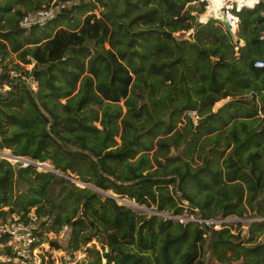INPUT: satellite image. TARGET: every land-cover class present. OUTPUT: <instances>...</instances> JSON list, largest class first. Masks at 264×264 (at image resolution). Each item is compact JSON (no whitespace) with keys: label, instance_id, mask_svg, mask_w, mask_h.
<instances>
[{"label":"trees","instance_id":"16d2710c","mask_svg":"<svg viewBox=\"0 0 264 264\" xmlns=\"http://www.w3.org/2000/svg\"><path fill=\"white\" fill-rule=\"evenodd\" d=\"M53 1L0 0V150L52 166L0 159L2 222L34 209L37 235L67 227L51 243L82 251L76 264H264V2L236 12L235 43L198 22V0H60L46 25H21ZM178 191L225 220L206 261L200 222L117 199L199 218ZM246 215L248 229L230 221Z\"/></svg>","mask_w":264,"mask_h":264},{"label":"built area","instance_id":"2783aa9c","mask_svg":"<svg viewBox=\"0 0 264 264\" xmlns=\"http://www.w3.org/2000/svg\"><path fill=\"white\" fill-rule=\"evenodd\" d=\"M199 2H206V8H210L208 17H214L220 19V17H226L235 30L238 29L239 17L236 12H239L243 8H254L260 2L264 0H198ZM59 7V6H58ZM218 8L213 10V8ZM58 12V8L54 7H44L38 9L37 11L25 15L21 20V25L24 27L31 26L33 24L46 25L49 20H51ZM262 38L264 39V27L262 29ZM255 66L258 68H264V59H258L255 62ZM8 89L6 85L2 84L0 78V91ZM14 158V163L23 162V166H28L29 164H35L29 159L12 156ZM39 163V162H38ZM42 166L43 163H40ZM44 166V165H43ZM154 214L159 215V212H154ZM17 216V217H16ZM166 218L174 219L185 223L188 221H198L199 218H195L192 215H167ZM252 220H264V218H254ZM219 221L220 223H216ZM225 220L216 219L208 220L206 219L207 225L215 224V228L219 229ZM39 217L33 211L23 217L22 215H13L9 218L7 222L0 223V247L3 248L0 252V262H20L22 264H42L43 259L40 256L39 246L40 239L38 238L35 231L39 228ZM63 255L60 260H56L55 264H76L84 256L81 253L69 254L62 251Z\"/></svg>","mask_w":264,"mask_h":264},{"label":"rangeland","instance_id":"374dc122","mask_svg":"<svg viewBox=\"0 0 264 264\" xmlns=\"http://www.w3.org/2000/svg\"><path fill=\"white\" fill-rule=\"evenodd\" d=\"M60 0H54L51 4V6L50 7H54V8H58V11L60 10V7H58V4H60ZM194 5H196V7L199 9L200 8V6H201V4L197 1V2H194L193 3ZM17 7H20V8H23L24 9V4L23 3H19L18 5H17ZM43 8H44V6H43ZM99 10H97V12H98ZM206 12H207V8H206V6H205V10H204V12H202V13H200V15L201 16H203V18L204 19H202L201 17L200 18H198V14L199 13H197V11L196 12H194L195 14H197V19H198V22H203V23H206L210 18H214V17H209V18H207L208 17V15L206 14ZM209 13V12H208ZM190 32H193V30H191ZM177 35V37H178V39H182V38H188L189 37V32H187V33H185L184 34V32L182 31V32H179V33H177L176 34ZM14 63H19V61H18V59L17 58H15V61H14ZM10 66H12V65H10ZM32 67V65H27L26 66V68H28V69H30ZM34 88L36 89L37 88V86L35 85L34 86ZM225 101L223 100V101H220V102H218L217 104H216V106L214 107V109H217L218 107H221L222 105H223V103H224ZM121 104H123V102H121ZM193 121L197 124L198 123V121H199V117L197 116V115H195V114H193ZM118 140V142H120V139L118 138L117 139ZM8 159L10 162H12L13 164H15L14 163V158H12V156H11V152L9 151V150H0V159ZM19 163H23V162H19ZM24 165V164H23ZM37 165V164H36ZM44 165V166H43ZM43 165L42 166H39V165H37V168L39 169V170H45V169H51L52 168V166H51V164L49 163V162H46V163H43ZM78 180V179H77ZM75 181V180H73L74 182H76L79 186H85V184L84 183H82V182H80L79 180L78 181ZM118 199V201L120 202V203H123V204H126V205H128V206H131V207H133V208H135L138 212H143V213H154V209H152V208H147L146 206H144V205H138V204H136V203H134V201H132V200H129V199H127V198H120V197H118L117 198ZM2 209H7V207H3ZM34 211V209H32V211L31 212H33ZM35 212V211H34ZM185 215H189V213L187 214V213H185ZM159 216H162V217H167V215H165V214H159ZM17 217V216H16ZM195 217V216H194ZM196 218V217H195ZM232 218H234V219H232V220H230L231 221V223H233L234 225H237V223L238 222H242L243 224H244V227L243 228H245V229H248L249 228V226H248V223L250 222V220L252 219V218H250L248 215H246V216H244V217H242V218H235V217H232ZM218 220H219V218H217ZM212 220H216V219H212ZM2 219H0V223H2ZM216 223H220L219 221H217ZM220 228V227H219ZM66 232H67V227H62V229H61V231L60 232H58V233H55V232H52V231H49V232H46V231H42V230H40L39 232H38V238L39 239H41V244H40V246H39V251H40V256H41V258L43 259V260H45L46 262H49L50 260H54V261H56L57 259L58 260H60L61 261V258H62V255H63V250L62 249H58V248H54L53 246H52V243H51V240H56L57 242H60V243H62V244H64V239H62L63 238V236L66 234ZM93 244H96V246H97V248H99L100 249V244L99 243H97L95 240H93L90 244H88V246L89 247H92V245ZM2 249L3 248H1L0 247V252H2ZM79 253H81L82 254V256H85V254L82 252V251H78ZM77 252V253H78ZM0 261H1V259H0Z\"/></svg>","mask_w":264,"mask_h":264},{"label":"water","instance_id":"95a60500","mask_svg":"<svg viewBox=\"0 0 264 264\" xmlns=\"http://www.w3.org/2000/svg\"><path fill=\"white\" fill-rule=\"evenodd\" d=\"M200 17H201V15L199 14V15H198V18H200ZM219 20H220V21L222 22V24L224 25V27H225V29H226L228 35H229L230 38L233 40V42L237 43V42L239 41V39H238V37H237V30H234V29L231 27V25H230V23H229V21H228V19H227L226 17H220ZM191 42L193 43L194 41L191 40ZM32 95H33L34 97H36V94H35L34 92L32 93ZM49 120H50V123H51V122L53 121V118H52L51 116H49ZM47 130H48L49 132H51L50 125L47 126ZM11 156H13V155H11ZM36 164H37V165H41V164L38 163V162H37ZM177 178H179L178 175H177ZM73 180L76 181L77 179H76V178H73ZM77 181H78V180H77ZM113 197H116V196H113ZM116 198H117V197H116ZM178 198H179V200H180L185 206H188V207L194 208V209L198 212V214H199V219H200V223H201V225H202V228L205 230L206 233L209 234V242H208L207 248H206L205 251H204V256H203L204 260L206 261V256H207V254H208V251H209L210 245H211V243H212V239H213V232H212L211 229H209V227H208V225H207V223H206V218H205L204 215H203V211L201 210V208H200L199 206L195 205V204L192 203L190 200L184 198V197H183V194H182L180 191H178Z\"/></svg>","mask_w":264,"mask_h":264},{"label":"bare ground","instance_id":"6f19581e","mask_svg":"<svg viewBox=\"0 0 264 264\" xmlns=\"http://www.w3.org/2000/svg\"><path fill=\"white\" fill-rule=\"evenodd\" d=\"M217 9H218V8H216V7L213 8V10H217ZM208 12H210V8H209V7H208V10H207V12H206L207 15H208ZM201 18L204 19L203 16H201ZM234 30H235V29H234Z\"/></svg>","mask_w":264,"mask_h":264},{"label":"crops","instance_id":"0c3cea01","mask_svg":"<svg viewBox=\"0 0 264 264\" xmlns=\"http://www.w3.org/2000/svg\"><path fill=\"white\" fill-rule=\"evenodd\" d=\"M241 44L243 45V44H244V42L242 41V42H241Z\"/></svg>","mask_w":264,"mask_h":264}]
</instances>
